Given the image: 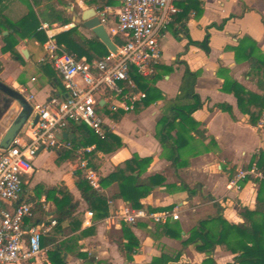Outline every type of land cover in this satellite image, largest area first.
I'll list each match as a JSON object with an SVG mask.
<instances>
[{
	"label": "crops",
	"instance_id": "1",
	"mask_svg": "<svg viewBox=\"0 0 264 264\" xmlns=\"http://www.w3.org/2000/svg\"><path fill=\"white\" fill-rule=\"evenodd\" d=\"M62 1L64 3L55 0L52 4L56 9L65 11L71 20L70 28L62 29L57 23L50 24L39 19L40 30L46 36L43 29L45 24L55 30V37L77 27L78 32L86 39H95L91 31L82 27L78 18L83 11L93 7L95 10L105 11L108 21L106 31L112 41L118 39L123 42L125 39L122 35L111 36L109 30L115 25L120 0L118 6L103 8L99 5H87L86 0ZM199 1L202 2V12L199 15L192 11L188 18L178 21L180 12L162 35L163 59L154 75L158 77L156 87L161 91L163 99L137 112L125 110L123 103L111 95L107 94L101 100L99 113L104 119V128L118 136L123 145L111 153L98 152L97 158L101 161L98 170L90 166L94 146L80 147L68 158L60 157L55 149L41 151L33 160L34 172L24 176L19 198V202L30 203L34 208L33 216L25 221L26 226L40 223L48 225L51 221H55L56 225L43 238L54 239L53 244L43 247L45 256L32 260L29 264H52L49 253L54 246L59 248L61 243H66L62 251L65 264H159L156 260L162 256L171 260L180 252L182 255L177 262L167 264H201L207 256L197 252L193 246L182 245V241L189 237L190 229L201 221L219 215L229 223L240 224L244 222L241 215L243 211L255 210L257 178L247 176L239 183L240 189L232 187L230 182L239 171H248L253 166L260 170L264 167V110L258 124H250V116L239 109L235 95L224 91L223 86L225 79L229 78L248 91L262 94L248 75L249 65L246 62L238 63L232 48L237 47L243 37L249 36L264 52V0ZM7 14L16 19L24 15L25 11L20 5L13 3L9 5ZM225 20L222 29L213 26H220ZM207 34L210 49L208 53L202 47L190 43H202ZM2 36L0 35V81L22 93L27 101L31 97L32 103L29 104L32 107L43 104L52 96L66 95L62 85H56L51 77L57 72L46 50L48 38L42 45L34 39H21L16 47L20 56H15L2 52L5 45ZM23 50L27 51L26 57L22 54ZM90 55L98 58L94 51ZM187 67L192 71H200L195 92L203 106L192 115L200 134L191 132L193 139L181 151L182 160L187 165L175 168L164 156L156 130L158 122L164 116L166 105L180 94ZM0 96L1 141L7 131L3 119L13 105V100L1 92ZM220 105L230 106L232 114L222 111L218 108ZM31 119L34 120L33 114L28 121ZM66 132L73 135L68 139L74 138L72 125ZM83 148L89 149L83 157L99 181L134 156L140 159L152 158L141 179L161 175L165 181L162 186L154 187L140 202L144 209L151 212L177 213L180 220L165 224L140 221L128 225L120 222L117 219L120 209L131 204L116 199L117 182L105 187L100 184L101 191L97 190L108 201V214L97 218L92 212L93 217H88L90 206L76 185L79 174L83 175L82 160L78 159L77 151ZM186 188L192 192L189 193ZM53 189H56L55 193H51ZM66 193L72 196L74 211L69 219L58 226L55 202L62 200ZM126 196L135 199L136 189L126 187ZM86 220L90 222L89 225L85 224ZM175 222L182 230V240L164 232V225ZM132 236L137 240L138 247L134 248L129 258L125 247ZM92 257L94 259L90 261ZM234 257V254L220 247L213 254L217 264L232 263Z\"/></svg>",
	"mask_w": 264,
	"mask_h": 264
},
{
	"label": "trees",
	"instance_id": "2",
	"mask_svg": "<svg viewBox=\"0 0 264 264\" xmlns=\"http://www.w3.org/2000/svg\"><path fill=\"white\" fill-rule=\"evenodd\" d=\"M55 0H0V35L5 43L2 48L3 53H11L20 56L16 47L21 39H34L40 45L47 41V36L40 30V20L50 24L57 23L65 26L71 23L65 11L55 8L52 2ZM60 3L64 1L59 0ZM16 3L22 7L25 14L19 18L13 19L7 14L10 4ZM87 5H99L103 8L115 7L119 5L118 0H86ZM176 5L182 10L177 16V20L182 21L188 18L194 11L196 15L202 12V2L199 0H180ZM42 7V8H41ZM37 10V11H36ZM226 20L220 26L213 25L219 29L223 28ZM55 42L65 52L75 55L78 59L90 61L92 56L90 52L94 51L98 58L109 55L106 46L98 39L88 40L78 32L74 27L69 31L59 34L55 37ZM116 45L123 42L114 40ZM191 44L202 47L207 53L209 49V35H206L202 43L190 41ZM235 59L238 63L246 62L250 67L248 73L252 81L256 83L262 94H255L248 91L244 86L232 79H225L223 90L233 93L238 101L239 109L250 116V124L256 126L261 120L264 110V52L258 47L256 41L249 36L243 37L237 47L232 48ZM158 67V66H157ZM2 64L0 62V73ZM56 73V72H55ZM130 77L135 83L138 91L145 94V98L137 102L132 111H139L150 104L163 99L161 91L156 87L158 77H142L134 71H130ZM200 75V71H192L188 67L182 78L180 94L176 99L168 102L164 109V116L157 124L156 137L159 139L163 149L164 156L173 164L175 168L186 166L182 160L181 151L193 139L191 132L200 134L197 123L192 115L195 111L202 108L203 104L199 95L195 92V85ZM55 84L63 87L62 80L57 74L51 75ZM52 80V82H53ZM65 90V89H64ZM222 111L232 114V108L228 105L218 106ZM74 132L73 139H64V143L70 142L71 148L65 149L58 147L55 150L60 157L68 158L75 154L80 147L94 146L95 149L90 155V166L98 170L101 161L97 158L98 152L111 153L122 147V140L111 131L105 130L104 137H99L92 129L85 124L71 122ZM68 127V128H69ZM152 162V158L140 159L134 156L132 159L124 162L116 171L100 180L102 186L111 183H118V192L116 199L129 202L135 209L144 208L140 200L147 196L154 187L162 186L165 179L161 175H155L147 179H141V175L147 170ZM264 176V167L261 168ZM138 175H135V174ZM258 194L256 198L255 210H245L241 213L244 222L240 224L229 223L223 216H217L199 222L189 231V237L182 241L184 247L193 246L199 253H204L207 258L201 264H217L213 258L214 251L220 247L224 251L235 255L233 262L228 264H264V177L257 179ZM82 197L90 206L91 212L96 214L97 218H103L108 214L107 199L96 189L92 188L82 174H79L76 183ZM132 186L136 189L137 197L129 199L126 196V187ZM189 193L192 190L186 188ZM55 193L56 189L51 190ZM58 226L61 222L69 219L74 211L72 205V196L69 193L64 194L62 200H56ZM34 209V208H33ZM32 209V211H33ZM164 232L172 237L182 240V230L180 225H164ZM54 239L42 240V246L46 247L53 244ZM66 243L59 244V248L54 246L49 253L52 264H65L62 258L63 247ZM138 247L137 240L132 236L125 247V251L130 258L134 248ZM182 253L180 252L173 259L162 256L156 260L159 264L177 262ZM54 256V257H53ZM56 259V261H54Z\"/></svg>",
	"mask_w": 264,
	"mask_h": 264
},
{
	"label": "built area",
	"instance_id": "3",
	"mask_svg": "<svg viewBox=\"0 0 264 264\" xmlns=\"http://www.w3.org/2000/svg\"><path fill=\"white\" fill-rule=\"evenodd\" d=\"M178 1L120 0L115 25L109 30L111 36L122 35L125 39L121 45H116V54L109 52L108 56L90 61L65 52L54 40L55 30L47 24L43 26L48 38L46 50L66 95L52 96L43 104L34 105L32 109L34 117L38 116L37 123L29 120L8 148L0 147V264H29L45 256L42 240L56 222L26 226L25 221L33 216V206L19 202L24 176L34 172L33 160L41 151L71 148L70 142L64 143L62 136L71 122L85 124L103 138L104 119L99 108L105 95L118 99L127 111L133 110L134 105L145 98L143 92H136L129 73L134 71L142 77L156 73L163 59L162 35L181 12L176 5ZM96 11L106 28L105 11ZM61 28L69 29L70 24ZM28 102L32 103L31 97ZM87 152L88 148L77 151L78 159L82 160L84 178L92 188L101 191L98 176L84 160ZM247 176L264 177L262 171L253 166L248 171H239L230 185L240 189L239 183ZM87 216L91 218L93 213L89 212ZM117 219L128 225L140 221L165 224L180 220V216L170 211L151 212L124 206ZM85 224L90 222L86 220Z\"/></svg>",
	"mask_w": 264,
	"mask_h": 264
},
{
	"label": "water",
	"instance_id": "4",
	"mask_svg": "<svg viewBox=\"0 0 264 264\" xmlns=\"http://www.w3.org/2000/svg\"><path fill=\"white\" fill-rule=\"evenodd\" d=\"M78 18L82 27L91 31L95 38L101 41L110 53H117L118 48L106 31L105 26L101 23V19L97 15L95 8L90 7L86 9L78 16ZM75 20L76 19H74V21ZM72 27H74V24H72ZM7 34L8 32L3 33L4 36ZM22 54L26 57L27 51L23 50ZM0 92L13 100V105H11L8 109L3 119V122L7 127V131L0 141L1 148H8L22 130L28 119L32 116L33 109L22 93L6 85L2 81H0ZM100 103H102V101H100ZM37 121L38 116L36 115L34 117V123H37ZM62 136L64 139L73 137V135L68 132L63 133ZM93 259L94 257L90 258V261Z\"/></svg>",
	"mask_w": 264,
	"mask_h": 264
},
{
	"label": "rangeland",
	"instance_id": "5",
	"mask_svg": "<svg viewBox=\"0 0 264 264\" xmlns=\"http://www.w3.org/2000/svg\"><path fill=\"white\" fill-rule=\"evenodd\" d=\"M2 99V97L0 96V100Z\"/></svg>",
	"mask_w": 264,
	"mask_h": 264
}]
</instances>
